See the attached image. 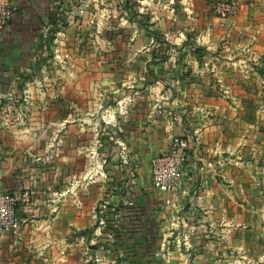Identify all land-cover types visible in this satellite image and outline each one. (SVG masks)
Returning <instances> with one entry per match:
<instances>
[{
    "label": "crops",
    "instance_id": "crops-1",
    "mask_svg": "<svg viewBox=\"0 0 264 264\" xmlns=\"http://www.w3.org/2000/svg\"><path fill=\"white\" fill-rule=\"evenodd\" d=\"M221 1L13 0L0 194L31 200L0 264H264V0ZM181 133L200 146L166 194Z\"/></svg>",
    "mask_w": 264,
    "mask_h": 264
},
{
    "label": "built area",
    "instance_id": "built-area-1",
    "mask_svg": "<svg viewBox=\"0 0 264 264\" xmlns=\"http://www.w3.org/2000/svg\"><path fill=\"white\" fill-rule=\"evenodd\" d=\"M236 11L234 0H225L216 5V12L222 18H228ZM17 10L13 6V0H0V39L3 37L9 25L14 20ZM174 121L180 120V115H170ZM200 139L198 134H177L172 139L169 151L154 162L153 186L166 194L177 195L184 186L185 167L190 160V153L199 150ZM197 155L195 156V158ZM66 193L58 195L56 202L58 206ZM31 195L28 192L22 195L0 194V239L7 233L15 232L20 224L18 213L19 204H30ZM171 202L168 201V204ZM112 210L105 202L98 206L99 227H108L109 214Z\"/></svg>",
    "mask_w": 264,
    "mask_h": 264
},
{
    "label": "rangeland",
    "instance_id": "rangeland-1",
    "mask_svg": "<svg viewBox=\"0 0 264 264\" xmlns=\"http://www.w3.org/2000/svg\"><path fill=\"white\" fill-rule=\"evenodd\" d=\"M220 3H222V1L220 2ZM218 3H216V5H217ZM217 16H220L221 17V15H217ZM219 17V18H220ZM222 18V17H221ZM260 72H261V74H262V77H263V80H264V67L261 65L260 66Z\"/></svg>",
    "mask_w": 264,
    "mask_h": 264
}]
</instances>
